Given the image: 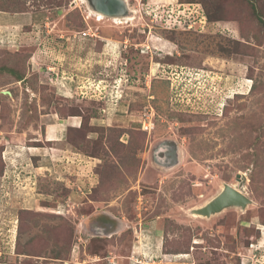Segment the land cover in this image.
Returning <instances> with one entry per match:
<instances>
[{
  "label": "rangeland",
  "instance_id": "rangeland-1",
  "mask_svg": "<svg viewBox=\"0 0 264 264\" xmlns=\"http://www.w3.org/2000/svg\"><path fill=\"white\" fill-rule=\"evenodd\" d=\"M126 1L0 0V264H264V0Z\"/></svg>",
  "mask_w": 264,
  "mask_h": 264
},
{
  "label": "water",
  "instance_id": "water-1",
  "mask_svg": "<svg viewBox=\"0 0 264 264\" xmlns=\"http://www.w3.org/2000/svg\"><path fill=\"white\" fill-rule=\"evenodd\" d=\"M90 8L105 14L106 17H126L130 12L128 3L126 0H87ZM238 176V181H239ZM238 187L232 186V184H226L225 188L209 202L204 208H198L196 214H211L217 211H221L227 207H240L244 208L251 202V200L244 195L239 187L242 186L244 180Z\"/></svg>",
  "mask_w": 264,
  "mask_h": 264
},
{
  "label": "crops",
  "instance_id": "crops-1",
  "mask_svg": "<svg viewBox=\"0 0 264 264\" xmlns=\"http://www.w3.org/2000/svg\"><path fill=\"white\" fill-rule=\"evenodd\" d=\"M7 13H11V12H7V11H0V39H4V40H7V36L9 35V33L10 32H12V31H14L15 32V30L16 29H19L20 27H21V20H23V18H21V16H19V14H14V15H8ZM8 17H7V16ZM17 16H19V17H17ZM15 18H16V20H15ZM2 31H4V32H2ZM8 34V35H7ZM7 35V36H6ZM59 125V122H56V123H52V124H50V126H56V125ZM49 125V124H48ZM58 125H57V127H58ZM48 130V132L50 133V135H51V133H52V135H55V134H58V132H57V130H52L51 128L50 129H47ZM59 130V129H58ZM51 131V132H50ZM19 139H21L20 137H19ZM44 139H45V141L46 142H49V143H51L52 145V148L50 149V148H47V147H42V148H44V150H47L48 151V153L49 154H54L55 153V147L57 146V147H59V146H62V144H63V139H61V137H59L58 138V135L56 136V138H54L53 136H48L47 137V131H46V133H45V135H44ZM13 140L14 141H17L18 139H17V137H14L13 136ZM39 141V140H38ZM20 142H22V140L20 141ZM50 145V144H49ZM18 147H15V148H12V150H11V152H14V155H12V157H11V159L12 160H15V161H21L24 157H25V153L27 152V151H23L22 150V147H20V145H17ZM22 146V145H21ZM9 149V148H8ZM28 155V154H27ZM38 156V155H37ZM27 158H30V155H28L27 156ZM43 158V157H42ZM41 162H42V160H41ZM44 164L43 163H40V165H38V166H33V168H34V171H35V173L37 172V173H39V172H41V171H44V172H42V173H44V175H45V173H48V171H50L49 169L50 168H54L55 167V164H54V162L52 163V165H49L48 164V167H50V168H44V166H43ZM12 164H9V166L7 165V169L10 171V172H12ZM18 177L17 178H15V181H19L20 180V182H21V180L23 179V178H28L25 174L23 175V173L22 172H20V174L18 173ZM46 176V175H45ZM36 178H37V176H36ZM11 179H13V176L11 177ZM23 181V180H22Z\"/></svg>",
  "mask_w": 264,
  "mask_h": 264
},
{
  "label": "bare ground",
  "instance_id": "bare-ground-1",
  "mask_svg": "<svg viewBox=\"0 0 264 264\" xmlns=\"http://www.w3.org/2000/svg\"><path fill=\"white\" fill-rule=\"evenodd\" d=\"M90 9L93 10L94 12H97V14H96V13H95V14L92 13V14H93V15H96V16L98 17L99 20L103 19V17L105 16V14H103V13H101V12H99V11H96V10H94L93 8H90ZM103 15H104V16H103ZM117 18H118V17H115V19H117ZM113 19H114V18H113ZM118 20H120V19H118ZM225 185H226V184H225ZM225 185H224V188H225ZM232 186L234 187L235 184H234V185L232 184ZM238 186H239V185H236V187H238ZM224 188H223V189H224ZM223 189H222V190H223ZM214 198H215V197H214ZM214 198H213V199H214ZM213 199H212V200H213ZM209 202H211V200H210ZM209 202H208V203H209ZM208 203H207V204H208ZM207 204H205L204 206H206ZM204 206H202V207H200V208H204ZM200 208H199V209H200ZM227 208H228V207H227ZM199 209H198V210H199ZM196 210H197V209H196ZM221 211H222V210H221ZM221 211H217V212H214V213H211V214H202V213H201V214H196V211H193V212H194L193 214L198 215V216H201V217H210V216H212V215H214V214H216V213H219V212H221Z\"/></svg>",
  "mask_w": 264,
  "mask_h": 264
},
{
  "label": "built area",
  "instance_id": "built-area-1",
  "mask_svg": "<svg viewBox=\"0 0 264 264\" xmlns=\"http://www.w3.org/2000/svg\"><path fill=\"white\" fill-rule=\"evenodd\" d=\"M148 127H150V126L145 125V128H143V129L147 130V129H149ZM109 264H117V262L113 258H109Z\"/></svg>",
  "mask_w": 264,
  "mask_h": 264
},
{
  "label": "trees",
  "instance_id": "trees-1",
  "mask_svg": "<svg viewBox=\"0 0 264 264\" xmlns=\"http://www.w3.org/2000/svg\"><path fill=\"white\" fill-rule=\"evenodd\" d=\"M5 11V10H4Z\"/></svg>",
  "mask_w": 264,
  "mask_h": 264
}]
</instances>
